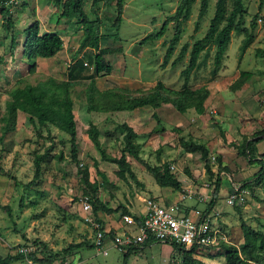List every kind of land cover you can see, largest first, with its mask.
Masks as SVG:
<instances>
[{"label":"rangeland","instance_id":"374dc122","mask_svg":"<svg viewBox=\"0 0 264 264\" xmlns=\"http://www.w3.org/2000/svg\"><path fill=\"white\" fill-rule=\"evenodd\" d=\"M61 1L4 0L8 26L0 15V255L24 254V258L9 264H121L124 250L115 243L114 236L127 230L121 219L124 208L132 214L141 213L144 201L152 199L202 211L213 195L217 175L220 187L210 210L217 212L216 221L226 235V242L233 245L242 242L240 218L264 232V178L263 182L257 180L255 173L260 165L249 162L241 153L244 140L255 130L264 129V3L259 7L260 0H243L244 25L249 28L254 15L256 25L251 30L252 41L241 56L239 45L243 34L234 31L215 74L211 72L215 45L209 44L201 51L199 65L187 80L192 89L206 86L209 90L204 101L205 111L198 114L193 108L180 113L170 103L133 110L88 112L86 77L95 75L94 62L89 59L100 50L105 59L102 74L95 77L100 89L127 88L138 96L152 90L157 80L179 89L184 82L180 72L188 62L192 43L208 28L215 0H209L200 19L197 17L200 0L195 1L164 67L161 66L166 48L164 41L171 38L175 22L170 21L164 35L157 40L142 44L140 39L157 30L167 16L174 14L180 0H124L118 30L112 25L115 0L100 1L94 9H91V0H84L89 20L97 16L101 20L102 37L97 49L79 45L80 24L72 13L66 18L59 17ZM231 8L232 0H227V14ZM34 20L38 21L41 32L60 34L63 46L51 57H37L35 69L30 72L28 60L22 55V41L24 28ZM223 24L224 21L220 25ZM12 35L16 46L10 52ZM183 44H186L184 56L171 65ZM242 70L250 75L242 78L240 88L234 89L233 83ZM69 73L78 77L69 80L77 128V161L71 156L66 132L49 123L42 127L36 121L30 122L29 115L22 110H17L13 128L4 131L5 102L10 100L12 89L40 82L52 88L53 82L67 80ZM111 100L110 97L102 99V105L109 106ZM154 112L164 126L161 132L153 131ZM124 121L131 122L137 133L140 158L150 165L168 162L182 182L181 190L159 186L152 174L126 152L125 159L134 176L127 171L122 174L115 162L102 159L101 151L87 136L89 123L97 127L105 155L118 158L123 153L119 125ZM180 137L205 144L209 151L207 160L204 161L199 152H185L180 146ZM259 150L264 152V140L259 142L256 154ZM36 155L44 157L39 177L33 179ZM84 168L89 171L90 181L95 182V193L82 179ZM232 190L242 194L228 204ZM85 197H90V212L81 207ZM96 198L114 210L109 214L102 210L94 213L92 202ZM95 224L112 232L106 234L104 248L93 242ZM134 245L136 251L129 255L127 264H184L181 254L170 244L156 241L145 247L139 243ZM23 248L24 253L20 251ZM50 257L53 261L46 262ZM193 257L201 262L196 264H225L224 250L220 248L202 250Z\"/></svg>","mask_w":264,"mask_h":264},{"label":"trees","instance_id":"16d2710c","mask_svg":"<svg viewBox=\"0 0 264 264\" xmlns=\"http://www.w3.org/2000/svg\"><path fill=\"white\" fill-rule=\"evenodd\" d=\"M105 0H91V9H94L95 5ZM196 0H180L174 14L167 16L160 27L146 34L140 39V43H145L148 40H157L161 38L167 30L170 21H174V32L169 40L164 41L166 45L161 66H165L168 58L171 56L176 43L178 42L182 33V24L189 18L191 14L192 5ZM227 0H215L214 12L209 20L208 28L205 34L197 38L191 45L189 51L188 62L186 66L181 70L180 75L184 79L182 86L179 89H174L164 85L161 80H157L153 89L146 92L144 95H134L127 88H107L99 89L96 85L95 77L102 74V70L105 66V59L103 52H96L93 54L92 59L94 62L95 75L90 74L86 77L88 84L85 89V102L86 110L90 111H108V110H133L142 106L158 107L160 103H170L174 109L180 113L185 112L189 108H193L196 113L202 114L205 111L204 101L209 95V90L206 86H200L192 89L187 85V80L190 73L196 69L199 65V55L202 50L208 48L209 44L215 45V51L213 54V68L212 74H215L219 69L225 51L228 47L231 33L234 31L238 34H243L241 44L239 45V55L241 56L245 48L252 41V32L255 28L256 15L250 20L249 28L243 23V16L245 14V8L243 0H232V8L227 14L226 9ZM84 0H62L61 11L59 13L60 18H66L71 13L77 19L82 29V36L79 45L81 47H91L97 49L102 37L100 32L101 20L97 16L95 20H89L83 6ZM209 0H200L199 9L197 13L198 19L202 18L208 7ZM264 0H260L259 7L262 6ZM8 8L4 4V0H0V15L4 22L9 25L7 18ZM124 12V0H115V17L112 21V25L116 30L119 29L122 14ZM198 19L195 22V28L198 27ZM224 21V24H220ZM22 41V55L28 60V70L30 72L35 69V59L37 57L46 58L55 55L63 46V39L60 34L55 31H40L37 20L31 22L23 30ZM16 46L14 35L11 36L10 52H13ZM186 52V44H183L178 54L171 61V65H175ZM264 53V52H263ZM1 60V55H0ZM79 68V67H78ZM81 69V68H80ZM78 70V69H77ZM75 70V74L76 71ZM75 74L69 73L67 80L60 82H53V87H49L46 83H39L38 85L25 84L20 88H14L9 92L10 100L5 102L6 115L4 116V131H9L13 128L16 118L17 110H22L29 115L30 122H37L40 126L44 127L46 124H52L61 131L66 132L69 135L71 156L73 160L77 161V128L76 121L73 113V104L70 97V83L69 80H75L78 78ZM249 72L244 70L240 71L239 77L233 83V88L238 89L243 84V77L248 78ZM110 97L111 104L109 106L102 105V99ZM155 119V125L153 131L161 132L164 130V126L161 124L160 117L157 113H153ZM119 129L122 132L123 139V153L120 157L106 156L104 150L100 147L98 139V129L94 123L90 122L86 129L87 136L97 149L101 151L102 159L115 162L119 171L123 174L127 171L131 176H134L133 171L130 169V163L125 159V152L133 156L138 160L145 169L150 172L159 186H168L174 190L182 189V182L171 171L170 164L164 161L161 165H150L140 158V143L136 141L137 133L134 128L127 122H122L119 125ZM1 139V136H0ZM225 139V137H223ZM264 140V129L255 130L250 138H246L242 145L241 153L246 155L249 162H257L260 166L255 173V177L259 182H263L264 178V152L257 153V144ZM179 143L182 149L187 153L199 152L201 158L206 161L208 158V148L205 144L194 141L192 139L179 138ZM44 156L36 155L34 158V176L33 179H37L40 173V162ZM218 160H220L218 158ZM206 170L211 173L210 167L205 163ZM81 176L84 183L96 192L95 182H91L89 179V171L87 168L81 170ZM245 183V182H244ZM220 187V177L217 175L215 179V185L213 188V195L209 200L205 211L210 210L215 202L216 194ZM90 200V197H88ZM157 201L158 200H153ZM167 202V201H166ZM93 211L96 213L98 210H102L105 213H111L114 209L109 207L104 201L96 198L93 200ZM187 213L191 208L184 209ZM123 214H131L124 208ZM99 219V218H98ZM240 228L242 231V242L238 245L228 244L227 242L220 241L218 247L224 250L225 264H264V232L259 228H253L244 219L240 218ZM111 235V230L106 233ZM156 242L155 239L149 238L143 241L142 246H148ZM78 245V244H77ZM173 250L177 251L182 256L184 264H196L201 263L197 258L193 257L194 248L186 249L179 244H172ZM67 250V248H66ZM136 251V246L130 244L122 254V263L127 264L129 255ZM24 254H7L5 256L0 255V264H9L16 259L24 258ZM33 258H35L33 256ZM53 257H50L46 262H52Z\"/></svg>","mask_w":264,"mask_h":264},{"label":"built area","instance_id":"2783aa9c","mask_svg":"<svg viewBox=\"0 0 264 264\" xmlns=\"http://www.w3.org/2000/svg\"><path fill=\"white\" fill-rule=\"evenodd\" d=\"M236 190H232L227 198L228 204H232L237 196L242 194ZM239 199L242 200V196ZM81 207L85 212L91 211L88 198L85 197L82 200ZM217 215V212L212 213L211 210H194V213H186L184 208L176 202H157L147 199L144 201V211L141 213L121 216L127 230L115 235L114 240L124 251L130 244H140L153 238L170 245L179 244L186 249L194 248L193 255L202 250L208 252L218 249L220 241H227L223 229L216 221ZM86 219L93 221L90 217ZM95 227L93 242L97 247L104 248L107 244L105 240L108 230L100 229L97 224ZM20 251L24 253L26 249L23 248ZM103 253H106V249Z\"/></svg>","mask_w":264,"mask_h":264},{"label":"crops","instance_id":"0c3cea01","mask_svg":"<svg viewBox=\"0 0 264 264\" xmlns=\"http://www.w3.org/2000/svg\"><path fill=\"white\" fill-rule=\"evenodd\" d=\"M100 89V88H99ZM103 89H107V88H103ZM102 90V89H101ZM131 122H129V124H130ZM259 144V143H258ZM258 144H257V146H258ZM260 151L261 150H259V153H260ZM183 197V196H182ZM184 198H186V197H184ZM162 202H164V201H162ZM166 202V201H165ZM168 202V201H167ZM180 205V204H179ZM182 208H183V206H181ZM185 209V208H184ZM194 210L195 209H191L190 211H188V213H194ZM138 213V212H137ZM136 214V213H135Z\"/></svg>","mask_w":264,"mask_h":264}]
</instances>
